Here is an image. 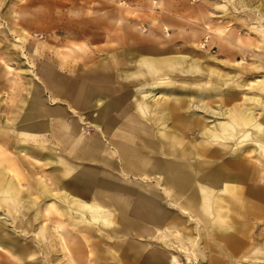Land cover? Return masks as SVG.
Returning a JSON list of instances; mask_svg holds the SVG:
<instances>
[{
  "label": "bare ground",
  "instance_id": "obj_1",
  "mask_svg": "<svg viewBox=\"0 0 264 264\" xmlns=\"http://www.w3.org/2000/svg\"><path fill=\"white\" fill-rule=\"evenodd\" d=\"M169 1L142 0L146 36L144 19L112 13L127 24L120 44L131 50L110 48L78 76L71 66V76L17 90L22 113L0 125V154L2 142L19 145L27 172L14 161L0 170L4 222L20 234L0 221L8 264H264V0H224L242 21L227 30L207 20L200 56L171 51L165 20L176 26L179 16ZM5 14L9 29L24 30L26 20ZM115 29L97 39H119ZM50 139L57 158L36 176ZM32 231V245L20 244Z\"/></svg>",
  "mask_w": 264,
  "mask_h": 264
},
{
  "label": "rangeland",
  "instance_id": "obj_2",
  "mask_svg": "<svg viewBox=\"0 0 264 264\" xmlns=\"http://www.w3.org/2000/svg\"><path fill=\"white\" fill-rule=\"evenodd\" d=\"M53 1L55 0L51 1L52 3L47 9L46 6H44L45 2H43V0H0V70H2V74H4L3 76L0 74L1 126L4 125L6 120H11L21 115L20 113H22V107L25 106L24 99L26 97L25 95H20V93L17 94V90L19 92L26 83L27 87L31 88L30 85L32 84H30V82L28 83L29 80L37 83L40 81L39 78L49 80L57 73L71 76L69 71L71 66L76 68L77 72H74L73 74L78 76V74L83 73L88 64L95 59L109 57L110 54L108 52L110 51V48L118 47L119 52L122 50H125V52L131 50L127 47V44H120L122 42L123 28L127 27V24L119 22L113 17V12H118V15H124L129 19L133 18V16L135 18L144 19L141 20L144 22V29H142L141 36H146L148 34L150 16L147 14L151 13L147 7L143 6L142 0ZM62 1H64L65 4L62 3ZM26 2L28 5L25 6L20 13H16L19 10L20 5H26ZM169 2L173 11L179 16L177 21L178 24H175L176 26H173V18L165 20V22L172 27L168 31L171 38L170 44L172 50H170L175 53H187L193 56H200L203 54V51L198 48L195 41L198 38L205 40L202 27L207 20L211 21L213 24L221 23L225 25L228 30L231 29L236 17L239 18L237 20L238 22L241 19V14L233 9L231 3L224 2V0H170ZM54 3L58 5L57 8L53 7ZM7 9L12 11L11 16H14V18L18 15L19 18L17 17V19L21 22L22 19L26 20L23 21V31L19 29V25L12 29L8 28L7 15L5 14ZM13 10L16 12H13ZM100 13L105 14L100 15ZM253 21L255 20L253 19ZM111 27L118 28L115 30L120 34L119 39L106 37V35L112 36L111 32L114 31L109 32ZM99 30H104V33L106 34L104 35V39L103 37L97 39L99 37V35H97ZM13 32L17 35H14ZM211 51H213V54L219 56L213 49H211ZM3 57L6 58V62L2 60ZM223 57V55H220L219 60L215 59L214 62H218L220 66H224L226 69L232 68L227 62H222L223 60L221 59H226V57ZM127 67V65L123 66L125 69ZM77 78L82 80L83 76ZM126 86L127 84L124 81H118L114 84V88L122 87L124 89ZM11 106L15 109L10 111ZM83 126L84 125L80 124L82 129ZM83 131L85 135H88L86 129H83ZM1 146L5 148L6 153L0 154V170L7 169V165L14 161L16 164L18 163V169L24 172L26 169L17 158L16 150L18 151L19 145L12 147V145L6 144L5 146L4 142H2ZM7 155L8 157H6ZM41 160L43 162V167H46V169L51 166L50 163L52 157L50 158L48 154L41 158ZM25 173L27 174L26 171ZM39 174L40 173H36V176ZM11 176L14 177V175H10V177ZM24 183L28 184V181L25 180ZM6 184V182H3L1 185ZM25 184L24 186L26 187ZM45 205L46 203H43V206ZM5 213L6 211L0 208V221H3L4 229L8 230L9 226L4 222L5 220H8V216H6ZM239 218H241V216ZM240 220H242V218ZM44 221L45 224H47L46 228L48 229L50 226V223H48L49 220L45 219ZM259 223L264 224V220H259ZM19 235L14 231L13 236ZM20 237L23 238V236ZM24 240L25 239L20 240V243L24 242ZM7 243L8 241H3L2 246L4 247ZM31 243H33V241H31ZM48 243V247H50L49 250L53 251L52 253L54 256L61 257L63 251L61 254V251L58 250V246L55 244L56 240L52 239ZM54 249L58 253H55ZM1 251L3 253L0 254V264H8V253H6L8 248L4 247V250ZM40 256L41 255L39 254L37 257L40 258ZM64 258L65 257H63V259ZM200 258L201 257H199V262L203 260V258ZM183 262L187 264L185 259H183Z\"/></svg>",
  "mask_w": 264,
  "mask_h": 264
},
{
  "label": "crops",
  "instance_id": "obj_3",
  "mask_svg": "<svg viewBox=\"0 0 264 264\" xmlns=\"http://www.w3.org/2000/svg\"><path fill=\"white\" fill-rule=\"evenodd\" d=\"M85 136H87V135H85ZM23 145H26V143H28V141H22L21 142ZM47 144H49V149L48 148H46L47 147ZM54 142L53 141H51V139L50 140H47V141H44V142H42V143H40V145H39V147H42L41 149H42V152H38V159H39V163H38V165H35V170H36V172L37 173H40V172H43V174H45L44 173V171L46 172H49V171H51V167H52V165L54 164V163H50V167L48 168V169H46V167H43V162H42V160H41V158H43L46 154H48L49 156H51L52 157V161L51 162H54L55 160H56V158H57V156H56V150L57 149H55L54 148ZM19 148V147H18ZM28 149H30V147H28ZM30 151V150H29ZM30 153L31 154H33V152H31L30 151ZM46 153V154H45ZM50 157V158H51ZM18 158V157H17ZM23 172V171H22ZM24 174H26L25 173V170H24ZM25 184V183H24ZM25 185H27V184H25ZM23 187H24V189L26 188L24 185H23ZM17 222L19 221V220H16ZM21 224V223H20ZM9 226V225H8ZM35 232L34 231H32V232H30V234H32L31 236L32 237H26V238H22V239H25L24 240V242H21L20 244H22V245H28V246H31L32 245V243H31V241H34V237H36V233L34 234ZM8 234L10 235V234H12V235H14L13 233H12V229H11V227L9 226V229H8ZM3 241H8L6 238H4V240ZM8 244V243H7ZM10 258H12V256L11 255H9L8 254V259H10Z\"/></svg>",
  "mask_w": 264,
  "mask_h": 264
}]
</instances>
